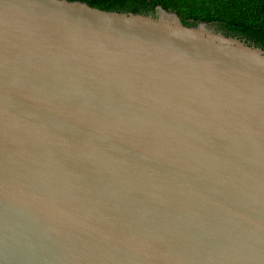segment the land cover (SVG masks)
<instances>
[{
  "label": "water",
  "instance_id": "water-1",
  "mask_svg": "<svg viewBox=\"0 0 264 264\" xmlns=\"http://www.w3.org/2000/svg\"><path fill=\"white\" fill-rule=\"evenodd\" d=\"M0 264H264V47L0 0Z\"/></svg>",
  "mask_w": 264,
  "mask_h": 264
},
{
  "label": "trees",
  "instance_id": "trees-1",
  "mask_svg": "<svg viewBox=\"0 0 264 264\" xmlns=\"http://www.w3.org/2000/svg\"><path fill=\"white\" fill-rule=\"evenodd\" d=\"M100 9L155 13L175 11L187 25L214 23L264 47V0H81Z\"/></svg>",
  "mask_w": 264,
  "mask_h": 264
},
{
  "label": "rangeland",
  "instance_id": "rangeland-1",
  "mask_svg": "<svg viewBox=\"0 0 264 264\" xmlns=\"http://www.w3.org/2000/svg\"><path fill=\"white\" fill-rule=\"evenodd\" d=\"M217 29H223V28H220L219 26H217Z\"/></svg>",
  "mask_w": 264,
  "mask_h": 264
}]
</instances>
